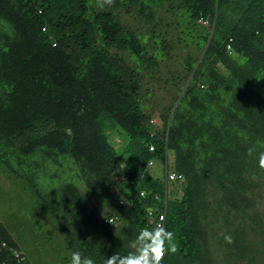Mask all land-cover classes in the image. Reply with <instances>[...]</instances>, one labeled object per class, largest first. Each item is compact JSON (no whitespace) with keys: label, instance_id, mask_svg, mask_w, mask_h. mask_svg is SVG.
Listing matches in <instances>:
<instances>
[{"label":"trees","instance_id":"1","mask_svg":"<svg viewBox=\"0 0 264 264\" xmlns=\"http://www.w3.org/2000/svg\"><path fill=\"white\" fill-rule=\"evenodd\" d=\"M164 3L182 13L195 51L167 81L179 94L159 124L143 103V72L157 73L174 45L156 40L154 50L119 12L155 35ZM115 129L129 137L122 152ZM261 152L264 0H0V175L61 221L71 252L105 264L134 252L139 229L165 214L177 251L162 264H264ZM47 169L64 177L54 195ZM168 170L183 179L167 180ZM94 204L114 211L99 217ZM0 264H29L3 223Z\"/></svg>","mask_w":264,"mask_h":264},{"label":"rangeland","instance_id":"2","mask_svg":"<svg viewBox=\"0 0 264 264\" xmlns=\"http://www.w3.org/2000/svg\"><path fill=\"white\" fill-rule=\"evenodd\" d=\"M168 8V4L164 3L156 9L157 20L162 22L155 35L152 25L130 16L124 9L119 12L122 22L147 39L146 43L153 46L154 50H160V43L156 40L168 39L174 45L171 53L166 56V61L161 63V68L157 73L147 75L143 72L145 77L142 87L143 103L145 109L153 114L155 122L159 124L161 114L169 106L174 105V99L179 94L178 88L172 84V81L170 83H167V81L178 71H183L185 59L195 51V42L184 37L181 28L178 27L182 13L170 12ZM160 33H163L162 38H159ZM126 56L128 55L126 54ZM129 62L131 65H137L133 60ZM114 133H118L119 139H114ZM110 138L115 145L117 140L120 141L116 145L120 152L129 142V137L123 129L117 131L115 129L114 132H111ZM170 162V167L173 169L172 160ZM150 171L156 177H166V165L161 161H156L151 166ZM43 177V186L46 188L52 186L50 190L54 195L55 190H59L58 188L64 177H52L49 169L44 170ZM174 183L171 184L172 189L177 185ZM92 206L99 217L114 211L110 205L103 206V208H99L96 204ZM259 209L262 212L264 211V196L261 198ZM4 216H6V222L2 221ZM40 219L42 227L39 222ZM66 221L68 222L69 219H66ZM60 222L51 216L36 196L23 190L22 186L15 180H9L4 175H0V223H3L10 230L26 255L29 264H70L72 252L67 247ZM118 225L116 223L113 227L117 228ZM90 226L94 229L93 225ZM258 258H261V256Z\"/></svg>","mask_w":264,"mask_h":264},{"label":"clouds","instance_id":"3","mask_svg":"<svg viewBox=\"0 0 264 264\" xmlns=\"http://www.w3.org/2000/svg\"><path fill=\"white\" fill-rule=\"evenodd\" d=\"M111 2L112 0H104L107 5ZM251 153L250 149L249 155ZM258 166L264 169V152L259 154ZM225 239L231 242L230 236ZM134 243V252L127 255L113 254L106 258L105 264H162L166 253L177 251L175 233L162 223L139 229ZM70 264H96V261L81 250H75L71 253Z\"/></svg>","mask_w":264,"mask_h":264},{"label":"built area","instance_id":"4","mask_svg":"<svg viewBox=\"0 0 264 264\" xmlns=\"http://www.w3.org/2000/svg\"><path fill=\"white\" fill-rule=\"evenodd\" d=\"M151 150H155L153 147L151 148ZM155 164L154 161H151L150 165L153 166ZM183 177V175L177 173L176 171L173 170H168L167 171V180L170 181H176L179 180V178ZM152 213V211H151ZM165 224V214H162L159 218V220H157V222L155 224Z\"/></svg>","mask_w":264,"mask_h":264},{"label":"bare ground","instance_id":"5","mask_svg":"<svg viewBox=\"0 0 264 264\" xmlns=\"http://www.w3.org/2000/svg\"><path fill=\"white\" fill-rule=\"evenodd\" d=\"M182 179H183V177L179 178V180H182Z\"/></svg>","mask_w":264,"mask_h":264}]
</instances>
